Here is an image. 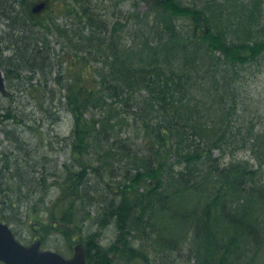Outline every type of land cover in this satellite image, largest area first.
I'll return each instance as SVG.
<instances>
[{"label": "trees", "instance_id": "obj_1", "mask_svg": "<svg viewBox=\"0 0 264 264\" xmlns=\"http://www.w3.org/2000/svg\"><path fill=\"white\" fill-rule=\"evenodd\" d=\"M34 1L0 0V23L9 28L1 42L13 52L0 53L8 87L0 95V133L8 142L0 140V184L18 199H9L8 207L22 210L24 191L31 201L32 194L57 186L50 218L72 245L82 242L73 237L81 225L67 213L82 202L98 204L116 218L121 234L109 247L93 235L83 242L88 264H112L111 255L128 264H155L167 248L176 250L175 238L168 241L149 216L154 203L170 209L174 226L193 224L189 247L195 264H254L259 253L264 258L263 165L239 160L222 166L213 159V149L225 145L247 147L264 158V135L252 128L243 135L232 126L243 109V70L264 57V41L255 40L254 28L241 27V36L229 40L215 27V0L202 8L160 0L163 12L137 17L130 30L120 20L108 24L89 0H74L66 14L76 16L72 25L46 17L45 10L34 13ZM180 16L189 18L190 26L180 25ZM53 32L63 55L51 45ZM63 111L73 117L72 137L53 130ZM48 124L70 151L62 167L56 161L49 165L45 152L36 161L29 148L28 138L43 141L41 128ZM116 162L125 168L118 202L104 196L119 179ZM22 166L30 167L27 174ZM98 185L107 194L97 191ZM113 192L118 196V188ZM191 197L198 199L193 208ZM4 204L0 220H8ZM37 207L36 201L27 210L28 220L42 221Z\"/></svg>", "mask_w": 264, "mask_h": 264}, {"label": "rangeland", "instance_id": "obj_2", "mask_svg": "<svg viewBox=\"0 0 264 264\" xmlns=\"http://www.w3.org/2000/svg\"><path fill=\"white\" fill-rule=\"evenodd\" d=\"M39 1L41 0H38V2ZM159 1L160 0H89L90 5L93 6L92 10L98 8V11H94L96 13L99 12L100 14H102L103 18L108 21V24H113L117 20H120L123 26L126 25L127 30L135 27L134 19H137V17L143 18L148 12L150 13V15L153 14V16L160 15V13H162L163 11H160ZM178 1H180L183 5L196 6L199 8H202L206 4V0ZM35 2H37V0L32 3V6ZM71 2L68 0H48V8L45 10L44 15L46 17L58 16L57 22L59 24H66V22L68 21L72 25L74 20H77L76 16H74V14L72 13L71 19H68L66 17V14L68 13L67 11H70V9H72L73 7L74 0H71ZM215 10H217L216 13L218 16L217 22H215V27L220 25L221 29H224L227 33L226 36L229 37V40H234L237 36H241V27L246 28L247 26L248 28H254L255 40L264 41V0H237V3H233L232 0H215ZM127 19L130 20L129 23L126 21ZM178 23L180 25L186 26V28L191 24L189 22V18H186L184 16H180L178 18ZM229 23L230 28L227 29L226 27ZM109 28L111 29V31L114 30L112 25H110ZM8 29L9 28L5 23H0V53L3 57H6L13 53L10 49H6L4 44L1 42L2 38L6 36ZM86 31L89 32L88 27H86ZM120 36L124 38L125 33L121 31ZM244 36L245 34L243 33V37ZM48 38L53 48H55L57 52H60L63 55V49L60 43L61 41L59 36L53 32L48 34ZM217 54H220V52H218ZM258 58L259 59L257 61L250 64L248 63V65L243 70L245 76H243V79L245 81V88L243 89V109L239 110V113L233 118L234 121L232 122V126L242 129L241 131L243 135H246L248 133V128H252V130H255V132H258L259 134L261 132V134L264 135V57L262 58V56H258ZM101 63L102 62L98 63L99 66ZM63 65H66L65 61ZM1 101L2 100L0 99V102ZM72 125V115L67 111H63L61 113V119L57 123H55V128L53 130L56 131V133H59L61 137H72ZM41 129L45 132L42 138L41 136L39 137L40 140L42 139L43 141H35L31 137L28 138V141L30 140L29 142L31 143V145H29V148L30 150L35 152L34 154L32 153V156L36 157L35 160L40 162L39 157H41V155H43V152H45L48 155L46 160L48 161L49 165H53V162L56 161V163H58L60 167L64 166L65 162L70 161V159H68L70 157V151L67 143H62L61 141L57 140L58 138L54 136V131L49 124L45 125ZM131 137L134 141L136 140L134 134H131ZM0 140L4 146L8 144L4 133H0ZM140 140L141 138L139 137V142ZM36 149H38V151H36ZM215 158H219L222 166H224L228 162H236L239 160L249 161L255 167H258L261 163L263 165L261 173L264 177V158L261 157L259 153L256 154L254 151L250 150L247 147H241L240 145H231L226 147L225 145V148L222 149L214 148L213 159ZM172 160L176 161L177 159L172 158ZM88 161H92L93 164H96L95 166H98V161H94V158L88 159ZM26 162V158L21 160L22 164H26ZM1 164L2 163L0 161V166ZM115 165H117L119 179L110 183V186H108L109 193L107 194L108 191L106 192L105 188L102 187V185H98V187H96V190L101 192V194L106 193L107 195L104 196H106V198L108 197V200L115 199V201L118 202L117 198H119L122 193L121 188L118 186L124 184V175L121 174L124 173L125 168L123 167L124 163L122 164L121 162H116ZM22 168H24V166H22ZM29 169V166L27 167V169L24 168L26 174ZM131 169V172L136 171L135 167H131ZM49 182H53V178H49ZM93 182L96 183L97 180L93 179ZM165 185V187H167V184ZM35 186L36 185L33 183V187ZM114 188H118V196L114 195ZM31 190L33 192L32 188ZM26 192L27 191L21 193V198L23 199L22 210L16 207H8L9 204H12L10 203L9 199L14 202H17L18 199L16 197L10 198L9 196H7V193L2 190L0 184V206L2 205L3 201V203H5L3 205L4 212L6 214V217H8V220L3 221L10 224L13 231L17 234V238L21 242L30 244L37 239H41L43 248L56 250L64 254L65 256L70 257L73 254L74 245L77 242H73V244L71 245V242L67 241L65 236L57 230L58 226L54 222H52L50 218L51 210H53L52 205L57 196L60 194V189L57 186L54 187V185L51 184L49 190L45 192L38 191L36 194H32V198H30L31 201L24 199L26 198ZM29 192L30 190L28 191V193ZM191 200L192 201L190 202L189 206L193 208L192 205H195L198 199L191 197ZM36 201L39 212L42 211L40 217L42 221L40 222L36 221V219L28 220L26 218L27 210L31 205L34 206ZM205 203L206 201L204 199L200 200V202H198L199 207H203ZM83 204L84 202H82L80 208H77L72 212L69 210V212L67 213H71V215L74 216V218L77 219V221L81 225V227H79V232L73 234V237L75 239H79L82 242H87L90 241V239L94 236L93 239L96 240L100 245L102 244L105 247L111 246L114 242H116L118 236L121 234L120 229L117 225L116 218L109 216L108 212L100 208V206L96 203L88 205L87 202L85 206H82ZM168 210H166V212L162 211V208L157 203H154L152 205V208L148 209L149 216L154 221H156L157 227H159L160 230L162 229L161 231L164 232L163 235L165 236V238L169 239L168 241H171V238H175L176 242L174 244L178 247L176 250H173L172 247L167 248L162 253L161 257H157L159 260L155 264H195V262L197 261V257L195 256L193 251H190L189 247V242L192 240L193 234H195L193 224H185L184 222H182V225L174 226L175 221L173 220V218H171V216H169ZM88 215L89 217L85 218ZM20 216L22 217L20 218ZM71 225L72 227H74L75 223H72ZM125 231L130 233V228L125 229ZM131 233L132 235H134V232ZM172 233L179 234L173 235ZM117 256L111 255L112 264H128L123 260L124 258L121 259L119 255ZM0 264L3 263L0 262ZM254 264H264L262 253H259L257 255V260Z\"/></svg>", "mask_w": 264, "mask_h": 264}, {"label": "water", "instance_id": "obj_3", "mask_svg": "<svg viewBox=\"0 0 264 264\" xmlns=\"http://www.w3.org/2000/svg\"><path fill=\"white\" fill-rule=\"evenodd\" d=\"M46 7V2H39L33 7L38 13ZM0 93L7 94L5 74L0 62ZM0 261L4 264H88L86 248L83 243L74 247L73 256L65 257L53 250H42L41 240L31 245L21 243L15 236L10 225L0 221Z\"/></svg>", "mask_w": 264, "mask_h": 264}, {"label": "flooded vegetation", "instance_id": "obj_4", "mask_svg": "<svg viewBox=\"0 0 264 264\" xmlns=\"http://www.w3.org/2000/svg\"><path fill=\"white\" fill-rule=\"evenodd\" d=\"M44 1H46L48 3V0H44Z\"/></svg>", "mask_w": 264, "mask_h": 264}]
</instances>
